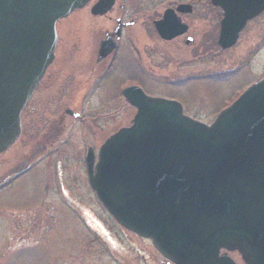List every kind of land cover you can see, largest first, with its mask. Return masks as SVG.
Wrapping results in <instances>:
<instances>
[{
	"label": "water",
	"instance_id": "water-1",
	"mask_svg": "<svg viewBox=\"0 0 264 264\" xmlns=\"http://www.w3.org/2000/svg\"><path fill=\"white\" fill-rule=\"evenodd\" d=\"M90 1L0 0V154L20 137L22 111L55 58L57 21ZM211 2L223 10L222 49L264 11V0ZM114 3L98 0L91 13ZM167 12L157 29L171 39L185 29L169 33ZM115 47L103 40L99 59ZM122 94L137 110L132 124L106 140L94 167L88 157L90 185L109 214L169 263L238 264L229 255L238 252L245 264H264V78L210 125L138 86Z\"/></svg>",
	"mask_w": 264,
	"mask_h": 264
},
{
	"label": "rangeland",
	"instance_id": "rangeland-1",
	"mask_svg": "<svg viewBox=\"0 0 264 264\" xmlns=\"http://www.w3.org/2000/svg\"><path fill=\"white\" fill-rule=\"evenodd\" d=\"M96 1L91 0L57 22L55 59L48 69L49 74L62 72L64 77L74 81L71 76L74 68L80 67L81 72L83 68L86 72L97 70L101 74V65L105 63L108 67L112 58H117L106 80L89 87L91 91L82 101L88 115L85 128H92L98 121L104 126V132L99 133L95 125L97 137L91 138V143L103 142L104 137L107 139L121 127L131 125L136 109L121 93L128 85H139L152 96L176 99L183 104L187 115L210 124L219 111L264 77V14L248 23L233 47L220 49L217 25L222 12L219 9L217 23L213 26L217 8L209 7L207 0H198L197 16H188L189 20L200 21L196 34L197 41L202 38L204 49L196 58L195 46L186 47L177 39L164 43L150 35L149 16L162 14L163 0H136L139 20L132 32L126 33V38L136 35L140 53L132 54L126 49L129 43L122 42L115 57L109 55L98 64V47L105 32L116 27L121 0L101 16L91 13ZM127 1L122 0L127 5L132 0ZM210 29L214 30L213 46L207 43ZM50 77L48 75L47 79ZM86 77L84 74L76 76L75 97L81 88L80 82ZM48 91L49 88H41L36 95L33 93L26 106L30 104L33 109V95H45ZM31 115V109L23 113V133L0 154V180L7 175L9 179L14 177L11 170L23 160L34 166L0 187V264H168L151 240L119 225L84 183L85 168L82 169L76 159V154H84L90 143L83 136L84 126L75 120L71 124L69 137L73 150L69 146L61 147L63 151L60 149L57 153L50 150L47 163L36 162V159H29L32 158L30 153L38 141L37 133L45 130L47 124L43 123L44 117L34 115L37 126L35 131L29 132ZM90 117L92 120L97 117V120L89 124ZM50 160L54 162L52 165H48ZM53 212H57L53 232L43 234L44 220H51ZM230 256L238 264H245L237 252Z\"/></svg>",
	"mask_w": 264,
	"mask_h": 264
},
{
	"label": "flooded vegetation",
	"instance_id": "flooded-vegetation-1",
	"mask_svg": "<svg viewBox=\"0 0 264 264\" xmlns=\"http://www.w3.org/2000/svg\"><path fill=\"white\" fill-rule=\"evenodd\" d=\"M125 1L126 3L128 2L127 0ZM197 1L198 0H188V1L163 0L165 7L163 9L162 14L157 13V15L155 14V15L149 16L150 19L148 20V22L150 24L149 27L151 29L150 35H152V37L157 36L164 43L172 42L173 40L177 39L186 47L195 46L194 53L196 55V58L199 57L202 53V50L204 49V46L202 44V38L200 40L198 39L197 41L196 33L200 29V23H199L200 21L196 19V21L194 22L193 19L191 20L188 19V16L195 15ZM207 1L210 7L212 5L211 0H207ZM116 2L117 0H115V4ZM134 2H136V0H132L131 4L127 5L126 3L122 2V0L121 2L119 1L118 16L116 17V27L112 31L105 32L104 39L111 36L116 40L117 46L113 50V52L110 54V55H113L114 57L116 56L115 53L121 50L123 46L122 42H124V44L129 43L128 44L129 47L126 49L132 54L140 53L138 49V45L136 44V41H135L136 35L131 34V37H128V39L126 38V33L128 32L131 33L132 28L137 25V22L139 20V17L137 14V8H136L139 2L138 3H134ZM183 5H190V6L187 7ZM215 8H217L218 12L214 15V21H213L214 25L213 26H215V22L217 23L218 14L220 10L222 12V16L219 18V25H217L218 26L217 36L219 37L220 21L223 17V11L220 7H215ZM167 11L171 13L170 15L171 21L166 22L168 24L166 26H168V28L170 29L169 33L174 32V31H180L181 29L182 30L185 29L183 32H180L179 34H177L171 39H166L162 37L157 29V22L164 20L165 14L168 13ZM262 14H264V11L260 15ZM252 20H250L249 22H251ZM249 22H247L246 26L248 25ZM118 28H119V33L116 34V31L118 30ZM210 31L211 33L208 37L209 40L207 41L208 46L212 45V32H214V30L210 29L209 32ZM217 43H218V40H217ZM100 49L101 47L99 45L97 53H96V61L98 64H100L102 61H104L107 58L106 56L105 58L99 59ZM220 49L222 48L220 47ZM116 61H117L116 57L112 58V61L108 67H106L105 63H103L101 65V70L103 71L101 74L97 72V70L91 71L90 69L86 72L85 71L86 68H83L82 70L85 72L84 73L80 71L81 70L80 67L74 68L75 70L71 71V76L75 78L74 81H76V76L80 77L82 74H84L85 76L87 75V77L82 79V81L80 82L81 88L79 89L76 97H75V91H74V81L71 79V77H68V76L64 77L62 72L54 73L52 75L51 73L49 74L50 70L46 71L44 78L38 84L34 94L36 95V93L41 88H44V89L49 88L50 91H48V93H46L45 95L39 94L37 97L33 95L34 96L33 109H32V106H30V104L29 105L27 104V106L25 107L23 111V113L26 110L28 111L30 109L32 111L31 119H29V122H28L29 132L35 131L36 126H37V123H35L33 119L34 115H40L41 118L44 117L45 121L43 123L47 124V127L45 128V130L43 131L40 130L37 133L39 135L38 141L30 153L32 158H29V159L34 160V161L36 159L37 160L36 162L47 163L49 160L47 159L46 156L50 154V150H53L54 153H57L60 151V149L61 151H63V149L61 148L63 146H69L70 149L72 148L73 150L74 149L73 141L71 137H69L71 136V133H72L71 124L73 123V120L77 121L79 124H82L84 126L83 131H82L83 136L89 142L91 138L94 139L95 137H97L96 136L97 135L96 126H98L99 133L104 132V128H103L104 126L103 125L101 126V121H98V124L97 122L94 123V125H92L93 126L92 128H89L88 126L85 128V123L88 122V118H87L88 115L84 111V104H82V101L88 97L89 92L91 91L89 87H91L94 84H97V82L101 83L102 80L104 79L106 80L108 71L111 72V70L115 66L114 64ZM48 75H51L49 80L47 79ZM132 85L134 84H131L128 86H132ZM136 86H139V85H136ZM54 93H57L61 97H57ZM32 100L30 101L32 102ZM69 102H71L70 105L68 104ZM77 106H78V110H77ZM23 113H22V121L24 122ZM67 116L71 119H68ZM89 119H91V117ZM94 120H97V117H95L92 121H90L89 124H92ZM22 133H23V124H22ZM105 141H106V137L103 138V142L102 140L101 141L99 140L98 144H94L90 142L87 144L84 154L82 153V155H79V152L76 154V159L79 163V166L82 167V169L85 168L86 176H85L84 183L87 185V187L90 190H91V187H90L89 179H88V157L92 156L95 162L97 160V155L100 150V147ZM53 163L54 162L50 160L48 165H52ZM33 168H34L33 164H29L28 161L23 160L17 167L11 170V173L15 174L14 177L9 179L8 178L9 175H7L6 177L3 178V180H0V187L4 186L7 183H10L11 181L16 180L17 177L24 175L26 172L30 171ZM40 184L42 185L41 179H40ZM53 213H52L53 216L50 215L51 220L49 221L44 220L45 222L43 223L44 224L43 234L53 232L54 220L56 219L55 217H56L57 212H53ZM39 220H40V217L38 218V221Z\"/></svg>",
	"mask_w": 264,
	"mask_h": 264
}]
</instances>
